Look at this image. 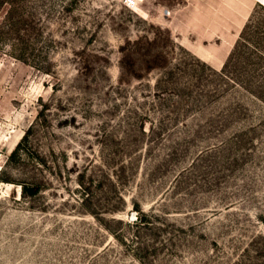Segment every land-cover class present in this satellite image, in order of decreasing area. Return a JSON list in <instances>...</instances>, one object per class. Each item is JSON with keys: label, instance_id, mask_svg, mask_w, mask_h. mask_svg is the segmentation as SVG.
<instances>
[{"label": "rangeland", "instance_id": "rangeland-1", "mask_svg": "<svg viewBox=\"0 0 264 264\" xmlns=\"http://www.w3.org/2000/svg\"><path fill=\"white\" fill-rule=\"evenodd\" d=\"M144 1L0 0V264H264V3Z\"/></svg>", "mask_w": 264, "mask_h": 264}, {"label": "crops", "instance_id": "crops-1", "mask_svg": "<svg viewBox=\"0 0 264 264\" xmlns=\"http://www.w3.org/2000/svg\"><path fill=\"white\" fill-rule=\"evenodd\" d=\"M149 14L146 18L151 20H164L168 24H172L178 31L187 37V34L194 33L197 40L212 41L215 36L222 39L224 32V19H223V0H178L171 6H163L162 2L151 0ZM181 2V3H180ZM260 1H253L251 10ZM147 4V3H146ZM263 4V3H261ZM264 5V4H263ZM148 6V5H147ZM183 10L181 13L180 10ZM226 34L233 35L232 28H228ZM213 44H208L196 48L200 56L206 59H211L210 55L213 48H218ZM207 54L210 57H205ZM212 60V59H211ZM212 62H214L212 60ZM215 63V62H214Z\"/></svg>", "mask_w": 264, "mask_h": 264}, {"label": "bare ground", "instance_id": "bare-ground-1", "mask_svg": "<svg viewBox=\"0 0 264 264\" xmlns=\"http://www.w3.org/2000/svg\"><path fill=\"white\" fill-rule=\"evenodd\" d=\"M254 0H223L224 32L222 47L226 48L232 36L243 25ZM264 3V0H261ZM228 28L234 29L233 35L226 34ZM232 41V40H231Z\"/></svg>", "mask_w": 264, "mask_h": 264}, {"label": "built area", "instance_id": "built-area-1", "mask_svg": "<svg viewBox=\"0 0 264 264\" xmlns=\"http://www.w3.org/2000/svg\"><path fill=\"white\" fill-rule=\"evenodd\" d=\"M124 5L129 9L134 10L136 13L144 14L148 6L144 0H121Z\"/></svg>", "mask_w": 264, "mask_h": 264}]
</instances>
